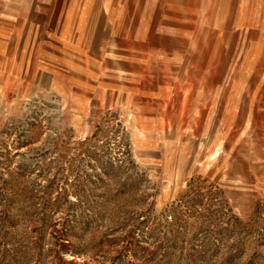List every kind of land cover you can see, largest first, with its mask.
<instances>
[{
    "label": "rangeland",
    "instance_id": "rangeland-1",
    "mask_svg": "<svg viewBox=\"0 0 264 264\" xmlns=\"http://www.w3.org/2000/svg\"><path fill=\"white\" fill-rule=\"evenodd\" d=\"M77 1L28 0L13 79L0 47V264H264V63L246 33L235 63L160 82L158 100L76 104L40 73L38 44ZM141 2L126 0L127 26ZM223 11L192 22L197 39L222 29L225 53Z\"/></svg>",
    "mask_w": 264,
    "mask_h": 264
},
{
    "label": "crops",
    "instance_id": "crops-1",
    "mask_svg": "<svg viewBox=\"0 0 264 264\" xmlns=\"http://www.w3.org/2000/svg\"><path fill=\"white\" fill-rule=\"evenodd\" d=\"M78 1L63 26L44 35L38 44L40 73L55 94L72 103L81 104L84 97L97 103L112 94L127 99L142 89L158 100L161 86L164 91L175 81L205 80L208 63H235L238 31L250 41V61L264 63V0H244L242 5L240 0H227L225 5L223 0H151L149 7L148 2L135 7L129 26L126 0H113V6L111 0ZM29 8L28 0H0V47L10 49V79L19 63L15 56L21 53L15 49L29 48L24 12ZM224 8L225 14L235 16L226 20L231 39L225 53L222 29L211 28L197 39L199 25L192 22L194 17L223 16ZM239 15L243 16L240 21ZM213 73L209 78H223L216 69ZM233 73L231 80L236 78Z\"/></svg>",
    "mask_w": 264,
    "mask_h": 264
}]
</instances>
